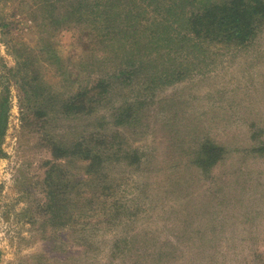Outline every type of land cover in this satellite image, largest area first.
<instances>
[{
    "label": "rangeland",
    "instance_id": "1",
    "mask_svg": "<svg viewBox=\"0 0 264 264\" xmlns=\"http://www.w3.org/2000/svg\"><path fill=\"white\" fill-rule=\"evenodd\" d=\"M37 1L0 0V264H264V152L254 151L264 145L258 51L219 55L210 70L174 85L110 95L111 118L126 101L147 100L142 125L121 128L132 154L113 170L105 199L69 185L61 195L48 178L57 154L50 136L70 121H51L45 135L25 126V115L44 77L67 102L107 52L91 43L94 35L84 41L95 31L70 18L74 0H48L57 18L48 27ZM259 43L264 49V33ZM25 58L39 59L36 83L25 78ZM206 140L228 148L212 171L194 161V146ZM218 152L207 151L206 162ZM89 207L98 210L86 214Z\"/></svg>",
    "mask_w": 264,
    "mask_h": 264
},
{
    "label": "trees",
    "instance_id": "2",
    "mask_svg": "<svg viewBox=\"0 0 264 264\" xmlns=\"http://www.w3.org/2000/svg\"><path fill=\"white\" fill-rule=\"evenodd\" d=\"M36 6L41 24L54 25L57 18L53 5L42 0ZM74 6L70 18L95 31H88L84 41L94 35L91 43L103 44L100 49L107 53L98 55L91 65L90 78L81 89L68 95L67 102L60 100L56 85L51 86L44 77L35 95L36 106L25 115V126H34L45 135L51 121L63 116L70 121L64 133L54 130L50 136L52 150L57 154L52 162L54 171L48 178L55 177V187L61 195L69 185L76 192L87 187L91 198L105 199L116 182L113 170L132 154L121 128L142 125L147 100L137 97L116 106L112 119L104 110L110 95L121 92L124 86L150 90L160 82L174 85L186 81L210 70L219 55L234 58L245 53L248 58L258 51L256 56L264 58V49L256 47L257 43L260 47L264 33V0H74ZM140 41L145 45L139 46ZM94 45L97 53L99 49ZM22 66L29 83L43 78L36 74L39 59L25 58ZM262 146L254 147V151L264 152ZM194 148L195 164L203 166V171H212L228 154L227 147H218L209 140ZM209 150L219 152L206 162L204 155ZM141 160L138 155L135 162ZM73 166L74 176L69 178ZM97 207L86 208L85 213L95 212ZM60 210L58 207L53 212ZM216 238L214 231L210 239Z\"/></svg>",
    "mask_w": 264,
    "mask_h": 264
},
{
    "label": "water",
    "instance_id": "3",
    "mask_svg": "<svg viewBox=\"0 0 264 264\" xmlns=\"http://www.w3.org/2000/svg\"><path fill=\"white\" fill-rule=\"evenodd\" d=\"M0 56H1V48H0Z\"/></svg>",
    "mask_w": 264,
    "mask_h": 264
}]
</instances>
